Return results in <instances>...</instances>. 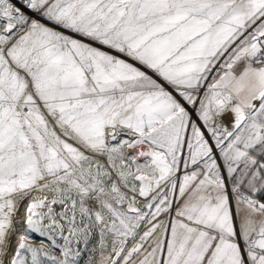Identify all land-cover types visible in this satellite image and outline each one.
<instances>
[{"label": "snow or ice", "instance_id": "6c2138e0", "mask_svg": "<svg viewBox=\"0 0 264 264\" xmlns=\"http://www.w3.org/2000/svg\"><path fill=\"white\" fill-rule=\"evenodd\" d=\"M0 264H264V0H0Z\"/></svg>", "mask_w": 264, "mask_h": 264}]
</instances>
